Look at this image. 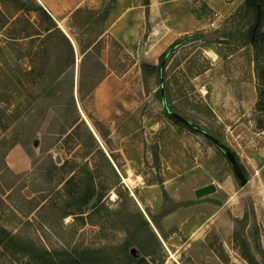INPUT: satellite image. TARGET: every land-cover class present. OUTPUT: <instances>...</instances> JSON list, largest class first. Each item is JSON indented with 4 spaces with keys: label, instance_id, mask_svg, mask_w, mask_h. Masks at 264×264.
<instances>
[{
    "label": "rangeland",
    "instance_id": "374dc122",
    "mask_svg": "<svg viewBox=\"0 0 264 264\" xmlns=\"http://www.w3.org/2000/svg\"><path fill=\"white\" fill-rule=\"evenodd\" d=\"M40 1L73 64L58 36L30 37L36 4L0 0V264H264V3L258 17L240 0H175L174 20L191 13L203 28L159 62L155 23L135 10L161 0ZM132 6L131 36L99 40ZM95 39L113 74L88 94ZM82 181L95 196L81 206Z\"/></svg>",
    "mask_w": 264,
    "mask_h": 264
},
{
    "label": "crops",
    "instance_id": "0c3cea01",
    "mask_svg": "<svg viewBox=\"0 0 264 264\" xmlns=\"http://www.w3.org/2000/svg\"><path fill=\"white\" fill-rule=\"evenodd\" d=\"M36 1L53 18L52 14L50 13L49 7L43 5L40 0H36ZM207 1L208 2H206V4H207L208 8L212 11H219L218 8L223 7V5H221V3L216 4L213 0H207ZM84 2L86 3V0ZM175 2H176L175 0H161V1H157L156 5H154V4L149 5L148 4V5H145L142 7H137V8L147 7L148 8V11H147L148 22L150 20V21H153L155 23L154 24L155 27L153 26L151 28L152 32L149 31V35L155 36L156 33L158 35H157V37H153L154 42L150 47V51H148V53H147L148 55L151 54V58L153 57V59H152L153 61L159 59L160 55L167 48H169V46L175 40H177V38H179V36H182V35H185L189 32H193V31L200 30L203 28V24L199 21V19L197 17H194V15L191 13H186L183 16L182 15L177 16L176 20H174L175 17L173 15V10L175 9V6H176ZM242 2H244V0L238 1V3L236 5L238 6L239 4H242ZM80 5H78V6H80ZM236 5H235V7H230L231 5L225 7L226 8V9H224L225 13L229 10L227 12V14H231V12L234 11V8L237 7ZM78 6H76V7H78ZM115 9H117V8H115ZM133 9H135L133 6L131 8L127 7L123 10V12H121L118 15V17L115 20H113V21L111 20L107 29L103 32V34L100 35L99 40L101 38H103L104 36L109 35V36H112L113 38H115L116 40H119V42H124L126 40V38L128 37V35L131 36L130 30H132V29H129L128 21L130 22V19H131L132 13H133L132 12ZM135 11L139 13L138 17L141 20L140 22L144 25L147 22L146 18H145V9L143 8L142 11H141V9H136ZM113 14L114 13H112V12L109 13L108 19L110 17H112ZM144 19H145V22H144ZM60 27L62 28L61 25H60ZM162 28H164V30H162ZM62 30H64V29L62 28ZM141 30H142V36H144L145 35L144 34V31H145L144 28L143 29L141 28ZM99 60L107 69L108 68V66H107L108 65V55H107L106 49L101 52ZM106 74L107 75L105 76L104 80H106L113 73L110 72V74H108V72L106 71ZM96 90H97V88L95 89V91Z\"/></svg>",
    "mask_w": 264,
    "mask_h": 264
},
{
    "label": "trees",
    "instance_id": "16d2710c",
    "mask_svg": "<svg viewBox=\"0 0 264 264\" xmlns=\"http://www.w3.org/2000/svg\"><path fill=\"white\" fill-rule=\"evenodd\" d=\"M34 4H36V11L38 12L39 14V17L40 19L42 20V23H43V27H42V30L41 31H38L36 32L35 34H33L32 36L30 37H34L35 39H40V38H52V36H58L60 41L62 42L63 46H65L69 51H70V54H71V57H72V61H71V64H73V46H72V43L70 42V40L62 33V31L57 27V24L55 22V20L47 13V11L36 1V0H31ZM263 3H264V0H244L243 4H244V7L246 9H251V10H254L256 11V14L257 16L259 17V15L261 14L262 12V8H263ZM113 4V1H110L108 2V7H110L111 5ZM24 10V7L21 6L20 7V11H23ZM79 9H76L75 13H79L78 12ZM69 36L71 37V34L69 33ZM100 36V35H99ZM98 36V38H99ZM72 38V37H71ZM73 41V40H72ZM74 42V41H73ZM98 42L97 39H95V41H93L91 44H90V47L92 48V50L94 51V53L98 55H100V52L103 50L102 47H100L98 45ZM75 43V42H74ZM253 43V42H251ZM176 45V43H173L172 45H170V47L168 49H172L174 46ZM75 46L79 49V46L75 43ZM90 52L91 51H87L86 52H82L81 51V55L83 56V59L85 57H89L90 55ZM165 52H163L160 57H159V62L163 60V57L165 56ZM82 62V60H81ZM83 63V62H82ZM96 64L98 65V68H99V71H101V74L98 78L94 77V72H95V67L93 66H88L87 67V70L89 72L88 74V82H89V87H88V91L87 93L90 94V93H93L94 90L97 88V86L102 82V80L105 78L106 76V68L105 66L100 62L99 60V56L96 60ZM81 70V69H80ZM142 73L143 75H145V72L149 71V73L152 74V72L154 70H156V66L154 65H149V64H144L142 66ZM79 84H78V94L79 96L81 97V95L83 94L84 91H82V83H81V80L82 79V72L80 71V76H79ZM171 120L175 121L173 118L169 117ZM91 122H92V125L97 133V135L103 140V134L102 132L96 127L95 123H93L92 119L90 118ZM76 124V123H75ZM74 130V129H73ZM105 147H107L105 145ZM82 185L81 186H85L84 187V193L80 196L79 200H80V205H84V204H88L91 202V200H93L94 196H95V191H94V188L91 186V183H85V181H82L81 182ZM4 233H6L5 231H2ZM16 239L14 237H9L8 239H6L5 241H1L3 243H5V246H10L11 243H14ZM4 246V245H3ZM5 248V247H3ZM4 250H7L6 248ZM8 251V250H7ZM10 256L13 258V259H17L16 256H20L21 259H30V255H26V254H21V255H18L16 252L14 253H10ZM245 260L247 262H249L248 260L249 259H246ZM37 261V260H36ZM41 263V261H39ZM74 264H79V263H74Z\"/></svg>",
    "mask_w": 264,
    "mask_h": 264
},
{
    "label": "water",
    "instance_id": "95a60500",
    "mask_svg": "<svg viewBox=\"0 0 264 264\" xmlns=\"http://www.w3.org/2000/svg\"><path fill=\"white\" fill-rule=\"evenodd\" d=\"M56 22V21H55ZM56 24H57V22H56ZM58 28H60L61 30H62V28L59 26V24H58ZM62 32L66 35V33L62 30ZM66 37L69 39V37L66 35ZM70 40V39H69ZM70 42H71V40H70ZM139 51L142 53L143 52V47H140L139 48ZM78 108V110H79V107H77ZM172 118H174V119H176L178 122H180V123H183V124H185V121L183 120V119H181L179 116H177L176 114H173V113H168ZM87 124V123H86ZM87 126L89 127V125L87 124ZM89 130L91 131V133L93 134V136H94V138L98 141V143L100 144V142H99V139H98V137L96 136V134L93 132V130H92V128L91 127H89ZM34 145V147H36L37 146V143H34L33 144ZM100 146H101V148H102V150H103V152L104 153H106L105 152V149L103 148V146L100 144ZM228 157H229V159H231V155L230 154H228ZM108 159L110 160V162L112 163L113 161L111 160V158L110 157H108ZM113 164V163H112ZM114 166V165H113ZM216 192V187H215V185L214 184H207V185H204V186H202V187H199V188H197V189H195L194 190V192H193V194H194V197L196 198V199H201V198H204V197H206V196H209V195H212V194H214ZM131 255L132 256H135V250L134 249H132L131 250Z\"/></svg>",
    "mask_w": 264,
    "mask_h": 264
},
{
    "label": "bare ground",
    "instance_id": "6f19581e",
    "mask_svg": "<svg viewBox=\"0 0 264 264\" xmlns=\"http://www.w3.org/2000/svg\"><path fill=\"white\" fill-rule=\"evenodd\" d=\"M64 31V30H63ZM65 32V31H64ZM124 181V183H126L127 185L129 184L128 182H129V180L128 179H124L123 180Z\"/></svg>",
    "mask_w": 264,
    "mask_h": 264
}]
</instances>
